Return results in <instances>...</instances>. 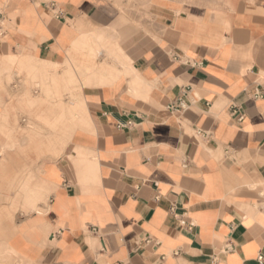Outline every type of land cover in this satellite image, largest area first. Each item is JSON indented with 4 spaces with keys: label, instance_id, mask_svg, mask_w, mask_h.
<instances>
[{
    "label": "crops",
    "instance_id": "obj_1",
    "mask_svg": "<svg viewBox=\"0 0 264 264\" xmlns=\"http://www.w3.org/2000/svg\"><path fill=\"white\" fill-rule=\"evenodd\" d=\"M0 125L24 264L264 257V0H0Z\"/></svg>",
    "mask_w": 264,
    "mask_h": 264
},
{
    "label": "rangeland",
    "instance_id": "obj_2",
    "mask_svg": "<svg viewBox=\"0 0 264 264\" xmlns=\"http://www.w3.org/2000/svg\"><path fill=\"white\" fill-rule=\"evenodd\" d=\"M44 126L48 127L51 124H48L49 122L47 120H40ZM61 121V120H58ZM65 124L68 122V120L64 119L63 121ZM71 122V121H70ZM60 123V122H59ZM53 126H49L50 129H52L53 132L57 131L58 128L55 127V122L53 121ZM21 130V133H23V130ZM68 130V128L64 129V132H66ZM0 131L1 133H3V137L6 140L4 143V147L5 150H2L0 152V164L3 162L2 158L7 157L6 153L8 149V147L10 149H13L15 147V145L13 143L9 144V140L11 141V136H9V132L7 127L5 126H1L0 125ZM43 131V130H38V132ZM29 133V131H27V134ZM44 131L40 132L38 134H36L35 136H32L31 139L34 143L35 148H33L32 153L33 154H41L44 153V149H47V153L51 154V149L55 147V144H44L42 141L44 140L45 137L44 136ZM65 134V133H64ZM9 144V145H8ZM22 146V145H21ZM3 166L1 165L0 168H2ZM2 170L0 169V172ZM15 183V181H9V178L6 175H0V199H6V195H7V191L2 190L3 188H6V185L8 183ZM16 183L18 184L19 181H16ZM15 219L16 216H14L13 211L9 208L6 207H0V264H24V261L15 256L8 248L7 245V241H8V237L9 234L11 233V231L13 230V228L15 227Z\"/></svg>",
    "mask_w": 264,
    "mask_h": 264
},
{
    "label": "built area",
    "instance_id": "obj_3",
    "mask_svg": "<svg viewBox=\"0 0 264 264\" xmlns=\"http://www.w3.org/2000/svg\"><path fill=\"white\" fill-rule=\"evenodd\" d=\"M51 6L55 9L56 8V4L55 3H52ZM56 15L58 17H61L62 16V12L61 11H56ZM259 95H256V97H258ZM260 97V96H259ZM187 103L182 100V99H179V101L175 104V105H172V107H170L172 110H175V111H184L186 110L188 107H187ZM242 120V117H240V121ZM94 231V230H93ZM234 248L232 245H228L227 246V251H232ZM258 262L260 264H262L264 262V257L263 256H260L258 258Z\"/></svg>",
    "mask_w": 264,
    "mask_h": 264
}]
</instances>
